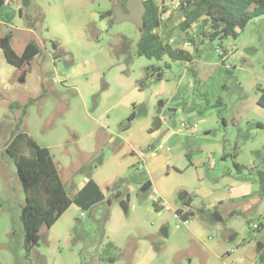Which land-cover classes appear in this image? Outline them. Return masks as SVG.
Segmentation results:
<instances>
[{"label":"rangeland","instance_id":"rangeland-1","mask_svg":"<svg viewBox=\"0 0 264 264\" xmlns=\"http://www.w3.org/2000/svg\"><path fill=\"white\" fill-rule=\"evenodd\" d=\"M6 1L0 35L40 51L16 67L0 47V264H264V14L236 37L196 35L188 62L139 56V27L101 17L127 0ZM155 1L181 48L195 27L177 28L179 0ZM20 133L50 149L71 198L91 178L105 194L42 226L30 253L6 150Z\"/></svg>","mask_w":264,"mask_h":264},{"label":"trees","instance_id":"trees-1","mask_svg":"<svg viewBox=\"0 0 264 264\" xmlns=\"http://www.w3.org/2000/svg\"><path fill=\"white\" fill-rule=\"evenodd\" d=\"M23 2L25 5L29 4V0H23ZM144 2L146 12L143 16L144 26L139 28L140 40L137 44V54L157 60L168 56L173 60L191 61L190 52L184 48H175L169 42H165L157 31L162 25L167 27L175 14L165 21L162 18L163 10L157 1L145 0ZM4 3L5 0H0V7ZM124 6L126 8L125 4ZM176 13L179 15L177 28L181 31L186 32L195 27L196 34L191 33L187 36L191 42L195 41L196 35L211 40L224 39L230 36L236 37L239 30L244 29L250 20L263 15L264 0H179ZM112 15H114L113 10L110 9L101 17ZM12 38L11 32L0 35V47L4 51L7 62L11 65L22 67L39 53L38 45L32 41L26 44L21 54H18L11 46ZM166 65L169 67L168 64ZM152 70L153 73L157 72L159 79L163 77L161 67H155ZM259 103L264 104V94ZM133 116L131 115L129 120H132ZM161 125V117L156 118L153 122V129H158ZM25 143L32 149L31 155L23 153ZM6 150L17 166L26 194L21 220L25 230L24 245L28 253L38 244L41 227L44 225L52 227L71 205L75 204L82 210H89L105 199L104 191L93 178L87 180L77 194L71 198L65 189L50 149L39 145L24 133L14 137ZM257 175L264 193V170H259ZM150 186L152 184L148 181L144 188ZM177 213L182 214V210H178ZM192 215L193 212L189 211L184 212L181 217L188 219ZM261 259L264 261V252Z\"/></svg>","mask_w":264,"mask_h":264},{"label":"water","instance_id":"water-1","mask_svg":"<svg viewBox=\"0 0 264 264\" xmlns=\"http://www.w3.org/2000/svg\"><path fill=\"white\" fill-rule=\"evenodd\" d=\"M126 9L127 11H124L121 6L115 5L113 14L116 17V22L131 21L139 28L143 27V16L146 12L144 0H127ZM162 232L163 234L167 235V228H163Z\"/></svg>","mask_w":264,"mask_h":264},{"label":"built area","instance_id":"built-area-1","mask_svg":"<svg viewBox=\"0 0 264 264\" xmlns=\"http://www.w3.org/2000/svg\"><path fill=\"white\" fill-rule=\"evenodd\" d=\"M176 42V39L175 38H171L170 40H169V43L170 44H174ZM190 45H192V42L190 41V40H187V41H185L184 42V45L181 47V48H184L185 46H190ZM180 48V47H179ZM167 115H163V116H161V120H167ZM183 126H187V124H182ZM211 166H214L215 164H214V162H211V164H210ZM157 199V198H156ZM183 219V221H185V222H188V219H185V218H182ZM254 228H258V225L257 224H254Z\"/></svg>","mask_w":264,"mask_h":264},{"label":"crops","instance_id":"crops-1","mask_svg":"<svg viewBox=\"0 0 264 264\" xmlns=\"http://www.w3.org/2000/svg\"><path fill=\"white\" fill-rule=\"evenodd\" d=\"M6 3H8V4H10V3H12L10 0L9 1H6ZM12 13H11V9H7L6 11H5V15H4V20L5 21H9L10 20V15H11ZM26 46V45H25ZM25 48V47H24ZM24 50V49H23ZM86 183V182H85ZM183 218V217H182ZM188 220H189V218H188ZM187 223V222H186Z\"/></svg>","mask_w":264,"mask_h":264}]
</instances>
